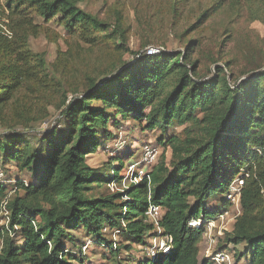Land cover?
<instances>
[{"label": "trees", "instance_id": "16d2710c", "mask_svg": "<svg viewBox=\"0 0 264 264\" xmlns=\"http://www.w3.org/2000/svg\"><path fill=\"white\" fill-rule=\"evenodd\" d=\"M85 1L3 0L10 35L0 29V164L15 165L31 180L16 179L10 197L0 181V219L6 218L0 264H84L90 245L117 257L121 249L129 252L153 237L170 240L167 252L135 264H201L205 225L231 206L227 196L235 177L242 184L240 212L213 254L232 250L237 264L243 258L264 264V71L231 83L226 62L215 63L212 76H202L198 61L191 62L196 41L186 54L160 48L152 55L130 52L120 14L113 22L102 20L81 8ZM220 8L205 10L196 25ZM47 24L59 27L74 45L133 57L112 71L91 69L100 75L91 77L80 68L84 57L75 56L66 41L67 51L58 50L48 64L44 54L30 49V39L50 32ZM52 34L49 40L56 43L60 35ZM49 109L59 112L56 123L34 146L27 132L50 116ZM117 117L133 121L143 133L160 130L157 144L164 150L137 183L93 195L124 179L120 158L111 156L96 168L87 163L112 138L108 127L119 125ZM174 127L182 131L165 137ZM213 198L218 200L210 208ZM150 207L162 211L157 224L145 216ZM79 228L89 245L83 251V242L76 257L66 244L76 245L71 233ZM108 231L116 232V240L106 237Z\"/></svg>", "mask_w": 264, "mask_h": 264}, {"label": "rangeland", "instance_id": "374dc122", "mask_svg": "<svg viewBox=\"0 0 264 264\" xmlns=\"http://www.w3.org/2000/svg\"><path fill=\"white\" fill-rule=\"evenodd\" d=\"M177 3V10L172 11V6ZM221 5L202 25H196L198 18L208 8ZM81 8L102 20L113 22L116 13L120 14L123 20V28L127 30L125 47L130 52H143L149 48H160L162 50L180 52L186 54L189 42L196 41L192 48L194 54L191 55V62L198 61L196 70L202 76H212L214 74V64H225L229 67V82L234 79H242L247 73L253 70L264 71V0H86ZM39 24L43 22L38 20ZM44 25V24H43ZM50 32L47 35H40L30 39V49L33 53L44 54L48 64L54 62L56 52L67 51L68 41L74 49L73 54L78 58L83 56V64L80 68L88 70L90 76L98 78L100 75L91 69L99 68L100 71H112L122 62L131 60L133 55L123 50L116 51L113 48L87 49L82 44H75L66 39V34L54 24L45 25ZM60 35L59 40L54 43L49 40L53 34ZM80 51V52H78ZM86 58V59H85ZM99 71V72H100ZM80 73V72H79ZM79 75V74H78ZM69 86V85H68ZM67 89V87H65ZM73 98L72 93H67L66 100ZM50 116L42 122L32 125L27 132L35 140L32 144L37 145L36 139H40L43 134L53 128L58 118L59 112L49 109ZM119 120V125L113 127L111 124L108 130L112 138L105 141L103 147L87 159L91 167H98L102 163L114 156L123 161V180L120 184H108L106 188L94 190L93 195L100 192L108 194L121 191L134 182V173L139 176L149 172L157 164L163 148L157 144V139L161 138V131L143 133L141 128L131 120ZM0 128V134L2 133ZM182 128H170L166 131L165 137L171 134H179ZM149 146L154 150V160L149 164L145 161L144 148ZM167 162L170 160V150H165ZM116 160V159H115ZM23 179L27 183L31 180L29 173L18 172L15 165L1 166L0 181L7 188L6 194L10 197L13 194L15 180ZM241 179L235 177L230 192L231 194L240 188ZM106 189L108 192H106ZM264 196V193H263ZM236 198V197H235ZM218 198H213L208 204L209 207L216 206ZM240 212L238 204L233 203L220 215L209 221L204 228L203 238L199 246V260L201 264H215L211 261V256L218 243L223 241L224 233L232 230L235 218ZM4 216H7L5 212ZM0 226H6V218L0 219ZM115 231H108L106 237L116 240ZM76 245L67 243V248L71 249L78 257V249L83 242L88 244L84 238L81 228L73 231ZM145 246L135 245L131 251L121 249L117 257H112L107 250L90 245L84 264H135L140 258L148 254L167 252V242L165 238L153 237L146 241ZM166 244V245H165ZM232 249V246H228ZM241 250V246L237 247ZM231 257L226 264H236ZM115 255V254H113ZM73 264H80L77 260ZM240 264H246L243 258Z\"/></svg>", "mask_w": 264, "mask_h": 264}, {"label": "built area", "instance_id": "2783aa9c", "mask_svg": "<svg viewBox=\"0 0 264 264\" xmlns=\"http://www.w3.org/2000/svg\"><path fill=\"white\" fill-rule=\"evenodd\" d=\"M7 16H8V10L6 9L3 0H0V29L3 31L4 34L10 35V33L8 32V30L6 28V25L9 23V21L7 19ZM158 51H159V48H149L145 52H146L147 55H152V54L157 53ZM143 152H144V155H145V161L150 164L155 158L154 150H152L149 146H146L144 148ZM139 177H140L139 175H138V177H135V176L133 177V180H134L135 183H137L139 181V179H140ZM112 185L116 186L114 183H112L111 186ZM241 185H240V187H241ZM238 190L235 191L232 194L230 192L229 195L227 196L228 200L231 202V205H232V202L239 205V203H238L239 202V198H238V194H237ZM161 215H162V211L159 208H157V207H150L148 212H146V214H145L147 220L150 221V222H153L155 224H157V222L160 220ZM191 225L192 226H198L199 223H192ZM165 241L167 242V244L170 243V240H168V238H165ZM88 245H89V242H88L87 245L85 244V246L82 248L83 251L86 250ZM167 249H168V245H167ZM153 255H154L153 253L152 254H148V256H153ZM229 257H231L229 255V252L223 251L221 253L213 254L211 256V261L214 262L215 264H226L230 260Z\"/></svg>", "mask_w": 264, "mask_h": 264}]
</instances>
